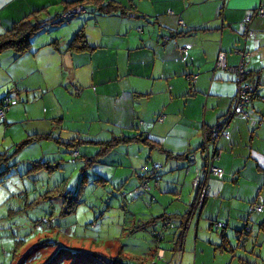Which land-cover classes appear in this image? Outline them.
Instances as JSON below:
<instances>
[{
  "label": "crops",
  "instance_id": "1",
  "mask_svg": "<svg viewBox=\"0 0 264 264\" xmlns=\"http://www.w3.org/2000/svg\"><path fill=\"white\" fill-rule=\"evenodd\" d=\"M71 1L0 0V34L21 19L49 20L42 28L53 25L44 37L36 36L42 28L31 37L27 52L9 51L0 59V71L8 75L0 97L10 90L17 98L1 119L4 134L8 126L28 124L30 135H50L67 143L81 135L101 142L138 136L141 139L106 149L87 172L119 187L131 205L149 195L139 188L138 172L160 163L150 195L154 200L163 195L172 209L166 205L148 220L166 214L179 223L195 196L186 186L185 156L195 152L190 171L202 167L205 137L227 118L237 89L231 71L215 69L218 53L224 52L226 65L235 67L244 51V79L255 91L247 105L249 118L227 120L217 140L216 164L222 174L208 178L209 191L198 217L186 226L181 250L173 249L177 226L169 227L155 264H264V0H86L80 3L81 13L52 22L75 6ZM111 1L114 10H97L99 3ZM247 14L254 15L248 24L252 33L245 37L241 24ZM81 29L86 45L75 47L71 42ZM98 149L95 143L78 147L81 158H90ZM49 153L38 159L51 165ZM53 162L58 163L52 168L57 172L62 164L59 159ZM78 162L77 168L83 165ZM255 201L263 208L251 213L249 205ZM215 222L225 226L217 229ZM245 226L250 235L240 247L234 241ZM152 246L148 240L138 249L146 252L147 262L158 247ZM118 254L120 259L122 251ZM129 256L141 262V256Z\"/></svg>",
  "mask_w": 264,
  "mask_h": 264
},
{
  "label": "rangeland",
  "instance_id": "2",
  "mask_svg": "<svg viewBox=\"0 0 264 264\" xmlns=\"http://www.w3.org/2000/svg\"><path fill=\"white\" fill-rule=\"evenodd\" d=\"M51 26L53 25L49 24L42 28L36 36L38 38L44 37L46 30H50L49 27ZM9 51L12 54L15 53L12 48L3 50L0 52V59L7 56ZM7 78L8 75L4 70L0 71V95L7 88ZM5 94H8L11 100L10 106H14L13 104L17 102V98L12 95L15 92L8 90ZM1 119L0 157L4 156L3 153L15 152L14 155L21 160L26 158L38 159L49 149V157L52 159L51 165L57 159L62 165L57 172H54L55 168V170L32 169L30 171V167L25 164L0 178V264H113L115 260H118V251H122L121 258L119 257L121 263L118 264H128L129 262L145 264L147 262V260H144L146 252L138 253V249L145 246L146 241L150 240L154 247L164 248L165 240L163 238L162 241L159 238L155 240L151 234L154 226L144 227L142 225L149 217L157 215L159 212L162 213L161 210L164 206L167 205L169 210L172 209L170 200L160 194H158L159 197L156 196L153 202L138 200L129 205L126 201L127 198L122 197L119 187L116 188L108 184L105 190H100L98 186L92 187L90 185L89 187L92 190L94 189L97 195L93 197L92 194L95 192L89 191L87 200L78 204L76 216L73 218L79 221L80 227H74L72 221L69 222L70 224L67 227L58 226L57 228L50 226L51 221L48 224L44 223L41 218L47 215L46 213L49 214L47 212L48 198L51 196L49 194L55 190L53 185H58L64 191L76 192L81 181V173L77 168L79 160L75 163L70 161L71 154L66 151L65 147L67 141H63L61 138L57 139L60 142L55 141V138H45L22 145L21 143L32 133L30 132L32 130L31 126L28 124L23 126L14 124L8 126L4 134ZM33 135L37 134L34 133ZM79 137L81 138L80 146L90 144L86 141V135ZM192 169L185 176V182L188 183L186 186L190 185L193 190L194 173ZM53 172L54 174H52ZM152 186L153 182L151 181L150 187ZM147 192L150 193L149 190ZM147 192H143V194H147ZM44 193L49 195L48 198L42 197L45 196ZM181 194L185 195V191ZM147 202L149 205H147ZM122 203L123 206H126L124 207L125 210L121 209ZM179 204L181 205V202ZM159 205L162 207L158 211ZM94 211H97V215ZM154 212L157 213L152 214ZM99 214L102 219L100 223H97ZM126 218L129 219V222L125 221ZM195 218H197V215H194L193 219ZM81 220H83V226H81ZM169 220L171 221L170 228H175L178 221L172 218ZM158 226L157 223L156 227ZM82 235H92V237ZM105 238L110 239V243H106ZM46 239H53V242L46 241ZM234 242L238 245V240ZM170 246L167 242L166 247ZM237 249L240 250L241 248ZM157 253L155 251V256L152 255L153 259H148L149 261L146 264H155L159 259L156 258ZM128 254L141 256V262L137 263ZM124 255H127L126 257L129 259L123 258ZM166 264H174V262Z\"/></svg>",
  "mask_w": 264,
  "mask_h": 264
},
{
  "label": "trees",
  "instance_id": "3",
  "mask_svg": "<svg viewBox=\"0 0 264 264\" xmlns=\"http://www.w3.org/2000/svg\"><path fill=\"white\" fill-rule=\"evenodd\" d=\"M84 1H86V0H74V1L69 2L70 3L69 5L72 6V5L80 4V3H83ZM95 1H97V0H95ZM114 9H115V7L112 5V1L108 2V3H99L98 7H97V10L102 11V12H109V11H112ZM59 16H60V14L58 16H54L53 19H55ZM73 16L74 15L69 16L67 18V20ZM44 22L45 21H43V20L31 22L29 20H24V19L12 22L10 28L8 30H6L4 33L0 34V52H2L3 50L9 49V48H13L17 54H23V53L27 52L28 49L30 48L31 37L40 28L44 27L47 24ZM248 29H249V26H248ZM172 33H170V35ZM84 39H85L84 31L81 29V30L77 31V33L74 35L71 43L72 44L75 43V47L78 45L80 47H84L86 45V44H84L85 43ZM164 39L167 40L168 36H165ZM77 42H79V44ZM72 44H71V46H72ZM6 99L10 100L8 94L1 96L0 97V104L4 103V100H6ZM262 100L264 101L263 97H262ZM10 102H11V100H10ZM10 102L8 103V105H10ZM216 127L217 126L212 128V130H210L207 133V136L205 137L204 144L208 142L209 137L212 135L211 134L212 131ZM137 137L138 136H135V135L134 136H122L120 139L119 138H115V139L112 138L111 140L103 141V142L86 139L87 143H91V144L95 143V145L99 146V149L97 150V152L93 156H91L90 158H88V157L81 158V156L79 154L78 147H79V145H81V138H76V139L71 140V142L66 143L65 147L68 149L67 150L68 153L71 154L70 161L72 163H75L78 160L80 161V159H81V161H83V165H81V167L78 168L79 172L81 173V181L79 182V185H78L75 193H72L73 191H70V192L64 191L61 187H58V185L57 186L53 185V188H55V190L53 192H51V194H49L51 196L45 195V193H44L45 196H42V197H45V199L48 198V196H49V198H48L49 199V205H48V209H47V212H49V214L46 213L47 215H44L41 219H43V221H44V219L48 220V222L51 221L50 226H54L55 228H57L58 226L59 227L69 226L70 221H72V224L74 227L75 226L80 227L79 221L74 220L73 217L76 216L78 204L86 201L87 198L89 197L88 192L89 191H91L92 193L95 192L94 189L92 190L89 186L90 185L92 187L98 186L100 190H105V188H106V184H104V182L106 180L102 177H97V176L94 177L92 175L90 176L89 173L87 172V171H89L88 167L95 165V163L99 161L98 159L101 156H103L106 149H109L113 145L120 143V142H130V141H133L134 139H141V138H137ZM45 138L50 139V138H55V137L54 136L52 137L50 135H30L21 144L25 145L31 141H36L38 139H45ZM57 139L58 138H55V141L60 142ZM14 153L15 152L3 153L2 155H4V156L0 157V178L5 176L6 174H9L8 172H10L11 170H13L17 167H20L21 165H25V164L28 167H30L29 168L30 171H32V169H34V170H38V169L52 170L53 167H55V169H56V167L58 166V163L57 164L53 163V165L47 164L46 162H43L44 160L42 158L37 159V160H32V161H27L26 159L21 160V159H19L18 156H15ZM74 153H76V155ZM200 156L203 160V165H202V167H203L205 165V156H202L201 152H200ZM174 157L180 158V157H182V155H174ZM185 158H187V161H186V164H185L183 170H184V173L187 175V173L189 174L191 172L190 168H191L192 164L194 163V161L196 160L195 152H188L187 155L185 156ZM87 159L90 160V164L87 163V161H88ZM153 163L154 162L151 163V167L149 169L146 166H144L141 169V171L138 172V176L140 178L139 188H140L141 192H147L148 190L150 191V188H151L149 185L150 180L153 181L154 186L158 182L159 175H157L156 173L159 171V169L161 167L159 169H153L152 168ZM155 163H158V162H155ZM54 164H55V166H54ZM193 173L195 176L194 170H193ZM100 180H104V181H102L101 185L99 184ZM62 182H63V180H62ZM145 183H147V188H143V185ZM193 191H195L194 188H193ZM148 194L149 195L147 196L146 201L149 200V202H151V201L153 202L154 197L151 196L150 193H148ZM95 195H97L96 192L92 194L93 197ZM196 196H197V191H195L194 202L192 203V205H190L189 210L187 211L188 216L186 217V219L185 218L181 219L180 222L178 223L177 227H176V232H174L173 239H172L173 249L181 250L182 241H183V238L185 235V229H186L187 224L189 223V220L191 218H193L194 215H197V217H198V215L200 213L201 207H202L205 199L203 200L201 207L198 208L195 206ZM147 205H149L148 202H147ZM51 210H52V212H50ZM94 213H96V215H97V211L96 212L94 211ZM171 218L175 219L174 216L161 214V215L151 219L150 222H149V220H147L142 225L144 227L148 226V225H151V226L153 225L154 227L151 231V234L154 236L155 240H156V238H159L160 241H162V238H164L163 237L164 231L167 230L171 226V221L170 220L168 221V219H171ZM155 221H158V224H159L158 227H156L157 223H155ZM62 224H64V225H62ZM215 228H217V227H215ZM217 229H223V227L217 228ZM249 235H250V233L247 232L245 227L243 228V230L242 229L238 230L236 233V236H237L236 239L238 240V246L242 247L246 243V240L248 238L247 236H249ZM222 236L224 237L223 233H222ZM46 241L53 242V239H46ZM162 249H163L162 247H159V246L157 247L156 252H158V253L156 255V258L157 257L161 258L158 256V254H160ZM122 257L126 259V256H122ZM118 263H121L120 259L115 260L113 262V264H118Z\"/></svg>",
  "mask_w": 264,
  "mask_h": 264
},
{
  "label": "built area",
  "instance_id": "4",
  "mask_svg": "<svg viewBox=\"0 0 264 264\" xmlns=\"http://www.w3.org/2000/svg\"><path fill=\"white\" fill-rule=\"evenodd\" d=\"M83 10H84V6L82 4L80 5L77 4L67 9L59 17L51 21L57 22L59 20H62V21L67 20L69 16L80 13ZM257 14L258 15L262 14V10H259ZM251 17H252V14H247L241 24L242 31L245 37L252 33L248 29V24H249ZM47 21L48 20H46L44 23L50 22V21L48 22ZM239 53L241 54L240 62L235 67H230L226 65L224 52L218 53V56L215 62V69H219V70L227 69L234 74L235 80L237 82V89H236V93L233 99V106H232L230 113L228 114L227 118L221 124H218L217 127L212 131L211 133L212 135L209 137L208 142L204 144V148L201 153V155L203 154V156H205V165L202 168H199L198 170H196L195 176L192 181V186L195 189V191H197L195 206L198 208L201 207L203 200L205 199L206 194L209 191V183H208L209 179L208 178L210 176H220L222 174L220 168L216 165V160L219 158V151L217 149V140L219 139L220 136H222V134L225 133V125L227 123V120L229 118H232L233 116H239L245 119L249 118V114L247 111V105L254 98L255 91L253 90L251 85L248 82H246L244 79L246 71L244 69L243 59L246 54L244 51H240ZM9 102L10 100L6 99L4 100V103L0 104V118L4 117L5 112L9 106L8 105ZM74 154L76 155V153ZM160 167L161 165L159 163L152 164L153 169H159ZM143 188H147V183L143 185ZM262 208H263V205L257 201L249 205V211L251 213L260 212L262 211ZM44 222L46 224L49 223L48 220L46 219H44ZM214 225L217 228H222L225 226V223L215 222ZM158 256L161 257V253L158 254Z\"/></svg>",
  "mask_w": 264,
  "mask_h": 264
},
{
  "label": "water",
  "instance_id": "5",
  "mask_svg": "<svg viewBox=\"0 0 264 264\" xmlns=\"http://www.w3.org/2000/svg\"><path fill=\"white\" fill-rule=\"evenodd\" d=\"M47 20V19H46ZM46 20H44V21H46ZM225 120V119H224ZM223 120V121H224ZM223 121H220V122H218L217 124H216V126L218 125V124H221ZM245 228H246V230H247V232H249V227L248 226H245Z\"/></svg>",
  "mask_w": 264,
  "mask_h": 264
}]
</instances>
